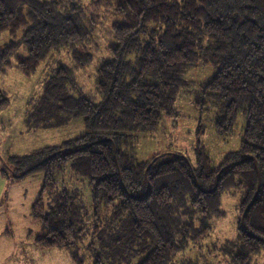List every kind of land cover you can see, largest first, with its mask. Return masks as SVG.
<instances>
[{"label": "trees", "instance_id": "16d2710c", "mask_svg": "<svg viewBox=\"0 0 264 264\" xmlns=\"http://www.w3.org/2000/svg\"><path fill=\"white\" fill-rule=\"evenodd\" d=\"M90 6L0 0V35L12 37L0 48V110L10 104L2 89L10 69L31 77L54 52L69 50L74 65L58 64L27 121L37 129L73 121L86 127L81 136L5 162L16 178L44 175L32 207L45 232L37 246L66 250L84 264L77 250L89 236L91 208L90 235L99 234L89 244L92 264H173L190 240L210 235V221L224 216V194L236 191L242 203L231 262L252 264L264 251V0H90ZM104 10L116 20L89 93L79 72L95 63L88 47L97 43ZM201 65L215 73L192 90L186 75ZM188 90L199 112L216 111L219 136H231L244 118L238 149L219 166L203 144L195 163L184 155L141 161L137 135L158 130ZM67 167L89 188L87 209L59 179ZM111 207L102 225L101 212ZM113 222L118 228L111 230Z\"/></svg>", "mask_w": 264, "mask_h": 264}, {"label": "rangeland", "instance_id": "374dc122", "mask_svg": "<svg viewBox=\"0 0 264 264\" xmlns=\"http://www.w3.org/2000/svg\"><path fill=\"white\" fill-rule=\"evenodd\" d=\"M83 1L91 10L90 0ZM115 20L111 11L102 12L97 43L88 47L95 55V63L79 72L80 83L86 92H94L96 65L107 55L106 47L112 41L111 29ZM11 41L12 37L8 32L1 34L0 48ZM59 63L74 65L71 51L54 52L31 77L12 68L2 79V89L7 92L10 104L0 110V264H76L66 250L43 249L36 244L38 237L45 234L39 222L32 217V207L37 203L43 188V173L16 178L12 170L5 166L9 156H25L86 133L82 121L46 129L32 128L28 124L29 111L39 101L45 83ZM214 73L212 66L201 65L191 70L186 77L192 90H195ZM192 90L178 95L175 102L176 113L166 115L158 130L137 135V155L141 161L149 162L160 156L159 160L162 162L175 155H184L195 163L196 150L203 144L210 152L213 164L219 166L225 155L238 149L244 135V118L239 119L231 136H219L214 127L216 111L199 112L193 102ZM3 170H7V176L3 175ZM59 179L64 186L76 189L81 194L87 209L90 191L84 180L71 171L70 167H67ZM241 203V193H225L222 204L224 216L213 218L210 221L213 229L210 235L196 243L190 240L189 246L176 256L173 264H232L231 256L238 250L236 240ZM111 212L112 207L101 212L102 225L110 221ZM92 213L91 208H88L87 215L91 218L87 223L90 228L89 236L79 244L77 250L84 264L93 263L89 244L99 236L90 235L95 229ZM181 218L188 220L183 215ZM117 225L118 223L113 222L111 230L118 228ZM196 227H199V223H196ZM252 264H264V251L253 257Z\"/></svg>", "mask_w": 264, "mask_h": 264}]
</instances>
